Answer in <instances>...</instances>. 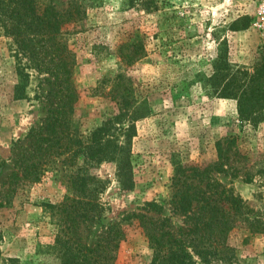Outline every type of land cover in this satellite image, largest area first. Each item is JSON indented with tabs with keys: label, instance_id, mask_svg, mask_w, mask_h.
Here are the masks:
<instances>
[{
	"label": "rangeland",
	"instance_id": "obj_1",
	"mask_svg": "<svg viewBox=\"0 0 264 264\" xmlns=\"http://www.w3.org/2000/svg\"><path fill=\"white\" fill-rule=\"evenodd\" d=\"M70 1L54 3L64 10ZM83 4L86 18L65 35L76 61L74 125L88 135L118 114V99L105 95L109 86L101 93L95 89L119 73L128 83L134 107L145 111L133 123L129 144L132 188L122 187L116 162L88 168L103 186L99 199L105 210L101 223L83 231L84 241L93 246L105 227L121 223L126 236L115 264H150L148 242L136 221L127 217L138 213L168 218L173 231L183 228L186 219L167 204L175 166L213 165L219 159L217 142L226 164L225 171L213 177L251 210L250 220L264 221V111L258 123H241L236 101L219 98L207 83L218 54L232 71L252 73L264 52V0ZM233 24L237 30L230 28ZM139 43L144 56L122 73L120 54L128 55ZM19 63L24 59L19 60L11 40L0 35V264H60L53 249L56 228L42 205L62 201L66 178L61 168L49 169L39 183L20 188L7 203L14 153L18 145H26L29 130L44 123L56 101L50 95L57 87L54 77L24 69L27 79L20 83ZM122 124L127 127V120ZM147 202L162 205L163 213H147ZM227 245L231 258L213 264H264V235L236 228Z\"/></svg>",
	"mask_w": 264,
	"mask_h": 264
},
{
	"label": "trees",
	"instance_id": "obj_2",
	"mask_svg": "<svg viewBox=\"0 0 264 264\" xmlns=\"http://www.w3.org/2000/svg\"><path fill=\"white\" fill-rule=\"evenodd\" d=\"M71 1L66 9L59 10L54 0H0V35L11 40L16 57L25 61L17 68L20 83L27 79L24 69H36L53 76L57 85L50 91L56 101L46 120L40 127L29 130L26 145H18L14 153L7 203L20 188L39 183L49 169L61 168L66 178L62 201L42 205L56 228L53 249L59 255L60 264H115L126 236L121 223L105 227L93 246L82 236L84 230L101 223L105 210L99 199L103 186L89 174L88 168L116 162L122 187L131 189L129 144L133 123L145 111L134 107L128 83L119 73L107 80L108 85L95 89L101 93L109 86L105 95L118 99V114L107 118L88 135L76 128L73 120L78 94L72 80L76 61L65 35L69 27L81 26L86 7L83 0ZM230 28L237 30L235 24ZM142 52L143 46L139 43L128 55L120 54L122 73L144 56ZM227 64L226 58L218 54L207 83L219 98L236 101L241 123H258L264 111V52L260 53L251 74L232 71ZM125 120L127 127L122 124ZM216 151L219 159L213 165L175 166L167 204L173 214L186 219L183 228L173 231L168 218L138 213L127 217L136 221L148 242L152 252L150 264L225 261L231 258L227 240L232 230L245 228L264 235V221L250 220L251 210L213 177V173H223L226 164L219 142ZM143 209L156 215L164 211L156 202L145 203Z\"/></svg>",
	"mask_w": 264,
	"mask_h": 264
}]
</instances>
